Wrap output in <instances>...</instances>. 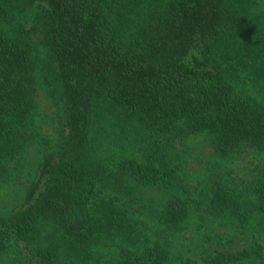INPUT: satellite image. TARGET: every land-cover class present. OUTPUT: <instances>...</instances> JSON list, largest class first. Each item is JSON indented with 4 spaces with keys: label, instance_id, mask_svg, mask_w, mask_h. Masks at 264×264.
<instances>
[{
    "label": "trees",
    "instance_id": "obj_1",
    "mask_svg": "<svg viewBox=\"0 0 264 264\" xmlns=\"http://www.w3.org/2000/svg\"><path fill=\"white\" fill-rule=\"evenodd\" d=\"M0 264H264V0H0Z\"/></svg>",
    "mask_w": 264,
    "mask_h": 264
}]
</instances>
